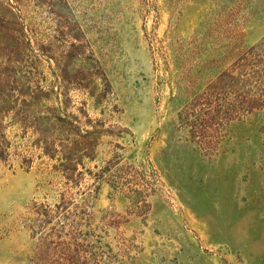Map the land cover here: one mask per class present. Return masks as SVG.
<instances>
[{
    "label": "rangeland",
    "instance_id": "obj_1",
    "mask_svg": "<svg viewBox=\"0 0 264 264\" xmlns=\"http://www.w3.org/2000/svg\"><path fill=\"white\" fill-rule=\"evenodd\" d=\"M0 264H264V0H0Z\"/></svg>",
    "mask_w": 264,
    "mask_h": 264
}]
</instances>
